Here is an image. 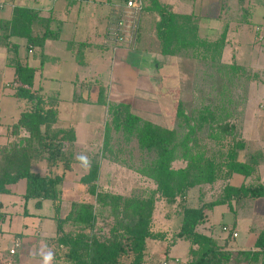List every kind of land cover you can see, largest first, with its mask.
Returning a JSON list of instances; mask_svg holds the SVG:
<instances>
[{"label":"trees","instance_id":"obj_1","mask_svg":"<svg viewBox=\"0 0 264 264\" xmlns=\"http://www.w3.org/2000/svg\"><path fill=\"white\" fill-rule=\"evenodd\" d=\"M153 6L160 17L157 35L163 54L190 52L193 59L200 58L210 66L221 58L224 37L203 39L192 15L176 13L158 0ZM51 21L52 15H44L40 9L18 5L12 19L0 24V43L9 48L8 61L15 70L13 95L23 104L17 120L7 124L8 140L0 142V192L9 191V185L26 178V199L36 198L38 205L43 199L51 200L57 222L51 242L54 257L66 260V264H120L126 257L130 258L128 264H160L148 258L149 239H157L168 242L167 252L179 240L191 243L189 257L177 264H264V229L252 247L232 248L231 235H214V224L210 232L200 227L207 208L264 196V183L258 177L262 153L255 150L246 154L243 122L230 113V99L221 101L227 102L226 107L225 103L219 107L225 110L208 106L189 113L184 100L178 98V121L173 129L134 113L129 103L107 102L101 146L90 157L89 171L80 178L82 185L87 184L83 192L94 198L74 201L70 212L62 214L66 171L77 160L75 128L59 124L57 99L34 87L36 67L21 53L22 45L27 51L35 46L43 49L48 38L58 35ZM227 68L235 71L228 64L219 70ZM202 74L205 77L210 71L205 68ZM117 133L128 141L136 139L142 153L137 170L156 185L149 196L97 189L101 161L110 157ZM206 139L213 142L209 148ZM205 187L211 191L207 199ZM159 200L176 205V213L182 217L179 229H154ZM104 211L113 220L108 232H99L97 218ZM114 212H127L129 219L115 220ZM67 222L73 228L68 229Z\"/></svg>","mask_w":264,"mask_h":264},{"label":"crops","instance_id":"obj_2","mask_svg":"<svg viewBox=\"0 0 264 264\" xmlns=\"http://www.w3.org/2000/svg\"><path fill=\"white\" fill-rule=\"evenodd\" d=\"M158 1L176 13L192 15L199 26L201 38L217 40L224 37V57L228 49H238L243 55L254 50L253 55L258 57L264 49L259 47V43L264 41V19L259 0ZM154 3L155 0H144L143 8L132 22V18L125 13L126 3L123 0H0V24L12 19L14 7L18 5L52 15L51 28L58 31V35L45 41L43 53L38 56L34 55L37 46L27 51L22 45L21 53L30 65L36 67L38 77H35L34 87L57 99L59 124L75 128L77 156L98 151L101 142L99 146L97 142L103 137L109 101L129 103L134 113L153 122L162 117L166 105L163 88L173 90L169 88V71L175 66L161 51L157 35L160 17ZM100 8L105 13L99 17L107 18V25H113L103 34L98 30V40H89L88 27L82 19L95 18V12H92L93 16H86L85 12ZM123 16L125 24L120 26L118 20ZM122 33L124 39L119 37ZM99 37L104 38L100 41ZM108 38L110 42L104 40ZM229 40L234 43L232 48L229 47ZM59 47H64L65 51L59 50ZM9 56V48L1 42L0 142L3 143L9 138L7 124L18 118L4 120L7 114L4 99L14 96L12 83L15 70L9 64ZM43 56L46 58L44 63L41 62ZM106 57L110 62L103 69L101 64ZM251 64L255 65V61ZM63 84H67L70 90L66 94ZM243 135L246 154L255 150L262 153L258 177L264 183V113L255 111L253 116L247 115L243 122ZM80 163L75 161L72 169L67 170L64 183L69 177L83 174ZM72 184L76 186L78 182L73 181ZM26 190L27 180L21 178L9 185V191L0 192V264H7L9 260L11 264H43L40 252L53 253L51 242L57 230L54 206L49 199H43L40 205L36 198L26 199ZM261 224L264 226V220ZM228 226L230 231L222 229L226 236L237 237L232 235L236 227ZM17 236L21 237L22 243L15 253H11L10 247ZM65 261L56 259L53 254L52 264H66Z\"/></svg>","mask_w":264,"mask_h":264},{"label":"rangeland","instance_id":"obj_3","mask_svg":"<svg viewBox=\"0 0 264 264\" xmlns=\"http://www.w3.org/2000/svg\"><path fill=\"white\" fill-rule=\"evenodd\" d=\"M259 1L261 3L260 12L262 19H264V0ZM102 9L103 8H100L97 11L88 10L85 12L86 16H93L92 12H95L97 14L96 17L93 19L84 17L82 19L87 25L85 27H88L89 40H98V30L103 34V31L113 25L112 23L107 25L109 22L107 21V18L99 17L105 13ZM102 38L104 37H99L100 41ZM104 40L110 42V38ZM228 44L231 48L234 45L233 41L230 40ZM259 47L264 48V41L259 43ZM61 49L65 51L64 47H59V50ZM43 50L44 49L37 48L34 55L38 56L42 54ZM223 51L224 48L222 50L221 58L219 60L216 59L215 62L213 61V65L211 66L205 64L200 58L193 59V57L190 56V52H186L184 55H168L170 64L175 66L169 71L171 75L169 88H172L173 92L168 91L166 89L167 87L163 88L165 89L163 90L165 94L162 96L165 102L164 104L166 105L162 110V117L158 118V122L155 123L169 129H173L176 126L178 121L176 115L178 98L184 100L186 110L189 113L198 111L199 107L205 108L208 106L213 109L225 110V108L220 109L219 107L224 103L226 107L227 102L221 101H223V99L226 101L227 99H230V106H228L230 113L233 117H237L241 120V123L244 122L247 115L251 114L253 116L255 111L264 113V49L260 52L259 57L257 54L253 55L254 50L253 53L243 55L238 49H228L225 57L223 56ZM182 53H184V51H182ZM41 59H44V62L46 61L44 56L43 58L41 57ZM224 61L228 62V65L232 66L235 71L232 72V69L230 68L219 70L224 68V65L226 64ZM254 61L255 65L251 64ZM109 62L110 59L108 61V58L106 57L101 64L103 69L109 66ZM205 68H208L210 74L203 77L202 71ZM259 68L262 71H260ZM35 77H38V74L37 76L35 74L33 83ZM67 86V84H63L64 94L70 91ZM4 101L7 104V114L4 120L6 119L7 121L17 118L23 106L21 99L15 96H9L6 97ZM102 133L104 136V131H102ZM207 134V131L206 133L204 132L203 137L207 138ZM114 137V146L112 153L109 154L110 157L106 156V158L101 161L97 189L100 192L110 191L126 196L131 194L149 196L150 190L154 189L156 185L149 177L137 170L136 166L139 164V158L142 157V153L138 147L136 139L128 141L124 138L122 133L114 134ZM102 138L103 137L97 142L98 146L100 142L102 143ZM206 143L208 148L210 145H213V142L208 141V139H206L205 144ZM94 153L93 151H88L87 153H81V155L92 157ZM111 156L119 158L117 159L118 161H114ZM76 162L79 163L80 161L77 159ZM180 164H182V162L177 163V165ZM81 166L83 167V170H81L83 174H79V177H69V179H66V182L63 183V188L65 187L66 189V192H63V215H67L70 212L74 201H79L82 198L87 200L89 198H94L83 192L84 189H86L87 184L82 185L80 183L81 176L89 171L90 165L86 167L84 165ZM73 181H77L78 184L74 186L72 184ZM205 189L206 195L204 198L207 199L209 198L211 191L208 187H205ZM156 203L157 207L155 209V220L153 223L154 229H171L173 231L179 229L182 223V217L176 213V205L170 204L164 200H159ZM113 214L115 220L124 218L129 219L127 212H121L120 214L114 212ZM112 220L113 217L110 216L107 211L100 213L97 218L96 230L99 232H108ZM262 220H264V196L259 198L248 197L234 201L231 205L222 203L207 208L205 210L203 223L200 227L204 231L210 232V228L214 224V235L223 238L227 234L222 230L223 226L227 224L233 225L238 231V236L231 239L230 247L247 248L253 245L255 234L263 229L264 226L261 224ZM66 225L68 229L73 228V225L70 222H67ZM167 243L162 240L149 239V262H152L153 259V261L158 260L160 264H177L189 257V246L191 244L189 241L179 240L172 246L169 252L166 251ZM129 260V257L123 258L120 264H128Z\"/></svg>","mask_w":264,"mask_h":264},{"label":"built area","instance_id":"obj_4","mask_svg":"<svg viewBox=\"0 0 264 264\" xmlns=\"http://www.w3.org/2000/svg\"><path fill=\"white\" fill-rule=\"evenodd\" d=\"M143 2L144 0H127L126 1V9H125V13L127 16H129L130 18H132V22L135 18V15L137 13H139L141 11V9L143 8ZM124 16L123 18L119 21L118 20V24L120 26L124 25L125 24V21H124ZM133 35H131V38H132ZM119 37L121 39H124V35L122 33V35H119ZM30 51H32V49H30ZM223 230H226V231H230L231 228H229L228 225H224L223 226ZM233 236H237L238 235V232L237 230H233V233H232ZM22 243V239L21 237L17 236L15 237L14 241H13V244L12 246L10 247V252L11 253H15L17 251V248L21 245ZM7 264H11V261L9 260Z\"/></svg>","mask_w":264,"mask_h":264},{"label":"clouds","instance_id":"obj_5","mask_svg":"<svg viewBox=\"0 0 264 264\" xmlns=\"http://www.w3.org/2000/svg\"><path fill=\"white\" fill-rule=\"evenodd\" d=\"M77 159L81 162L82 165L88 166L89 159L86 155H80L79 157H77ZM40 255L42 256L43 264H52L53 253L51 251H47V252L41 251Z\"/></svg>","mask_w":264,"mask_h":264}]
</instances>
